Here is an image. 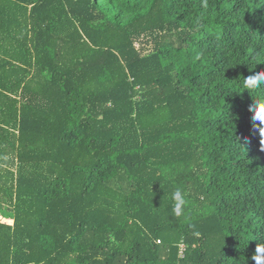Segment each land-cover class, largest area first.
Segmentation results:
<instances>
[{"label":"trees","instance_id":"1","mask_svg":"<svg viewBox=\"0 0 264 264\" xmlns=\"http://www.w3.org/2000/svg\"><path fill=\"white\" fill-rule=\"evenodd\" d=\"M261 70L264 0H0V264H254Z\"/></svg>","mask_w":264,"mask_h":264},{"label":"clouds","instance_id":"2","mask_svg":"<svg viewBox=\"0 0 264 264\" xmlns=\"http://www.w3.org/2000/svg\"><path fill=\"white\" fill-rule=\"evenodd\" d=\"M261 86H264V70L252 72V74L244 77L245 89L258 90ZM249 111L252 113L253 128L258 131L261 137V145L264 146V102L256 101L252 103L249 106ZM173 198L181 203L183 202L180 191H176ZM177 215H179V211H177ZM251 260L254 261V264H264V245L256 246Z\"/></svg>","mask_w":264,"mask_h":264},{"label":"built area","instance_id":"3","mask_svg":"<svg viewBox=\"0 0 264 264\" xmlns=\"http://www.w3.org/2000/svg\"><path fill=\"white\" fill-rule=\"evenodd\" d=\"M181 247H183V246H181ZM183 249H184V248H182V250H180L181 253L183 252Z\"/></svg>","mask_w":264,"mask_h":264}]
</instances>
